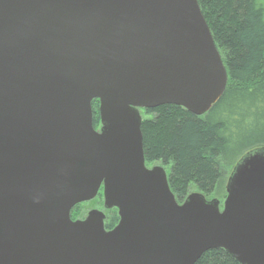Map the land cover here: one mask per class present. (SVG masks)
Masks as SVG:
<instances>
[{
  "label": "water",
  "instance_id": "95a60500",
  "mask_svg": "<svg viewBox=\"0 0 264 264\" xmlns=\"http://www.w3.org/2000/svg\"><path fill=\"white\" fill-rule=\"evenodd\" d=\"M228 72L198 0H0V264H264V147L223 206L146 166L141 109L203 115ZM99 99L100 128L92 101ZM106 213L72 209L95 199Z\"/></svg>",
  "mask_w": 264,
  "mask_h": 264
},
{
  "label": "trees",
  "instance_id": "16d2710c",
  "mask_svg": "<svg viewBox=\"0 0 264 264\" xmlns=\"http://www.w3.org/2000/svg\"><path fill=\"white\" fill-rule=\"evenodd\" d=\"M198 2L228 72L226 89L203 115L163 104L144 109L142 121L146 164L165 168L180 203L192 189L224 200L236 163L248 151L264 147V0ZM99 106V99H94L95 128L101 124ZM102 198L100 191L95 200ZM82 204L73 209V219ZM118 221V212L112 211L106 228L112 229ZM195 264L240 263L217 248Z\"/></svg>",
  "mask_w": 264,
  "mask_h": 264
},
{
  "label": "rangeland",
  "instance_id": "374dc122",
  "mask_svg": "<svg viewBox=\"0 0 264 264\" xmlns=\"http://www.w3.org/2000/svg\"><path fill=\"white\" fill-rule=\"evenodd\" d=\"M141 114H142V116H145V114H144V112H143V110L141 111ZM100 127V126H99ZM98 127V128H99ZM154 165H160V164H157V163H154ZM153 164L152 165H150V167H152V166H154ZM162 166V165H161ZM196 191H198V190H196V189H192L191 190V192H196ZM190 192V193H191ZM199 192V191H198ZM207 198L208 199H211V198H217V197H208L207 196ZM221 200V199H220ZM223 199L221 200V203H222V205H221V207L223 206ZM103 198H102V201L99 199V200H92V201H89V202H86V203H83L82 205H81V207H80V211H79V213L78 214H76L75 215V219H81V218H84L85 216H86V214H87V212L89 211V210H91V209H93V208H96V209H100V210H102V211H104L105 213H106V220H105V222L107 221V219H108V217H109V214L112 212V211H117V209L116 208H112V209H105L104 208V206H103ZM73 211V210H72Z\"/></svg>",
  "mask_w": 264,
  "mask_h": 264
},
{
  "label": "flooded vegetation",
  "instance_id": "af4514ba",
  "mask_svg": "<svg viewBox=\"0 0 264 264\" xmlns=\"http://www.w3.org/2000/svg\"><path fill=\"white\" fill-rule=\"evenodd\" d=\"M147 165V164H146ZM154 165V164H153ZM148 166V165H147Z\"/></svg>",
  "mask_w": 264,
  "mask_h": 264
}]
</instances>
